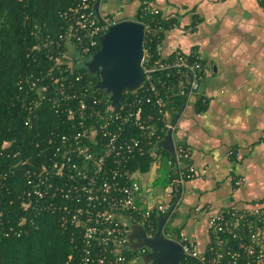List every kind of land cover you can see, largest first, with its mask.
Segmentation results:
<instances>
[{"label":"built area","instance_id":"obj_1","mask_svg":"<svg viewBox=\"0 0 264 264\" xmlns=\"http://www.w3.org/2000/svg\"><path fill=\"white\" fill-rule=\"evenodd\" d=\"M66 1L56 29L35 24L31 30L34 44L27 49V69L16 96L27 113L26 124L48 110L56 126L36 143L35 157L12 151L11 142L0 145V158L11 161L0 172V192L11 176L21 173V208L33 218L48 214L57 219L76 252L66 264H150L144 261L150 249L134 245L132 225H140L152 238L160 216H168L161 235L181 245L180 264H264V201L211 213L204 248L173 218L183 186L198 175L194 166H183L191 156L189 146L175 145L161 200L144 206L149 194L133 165L144 157L158 158L160 141L177 129L172 109L178 99L196 97L207 104L201 94L202 58L176 49L172 61L154 59L151 48L160 44L164 25L157 18L160 11L144 5L139 14L145 20L139 21L145 28L144 80L137 89L123 91L114 105L96 87L98 78L87 63L117 21L111 16L99 20L94 9L99 0ZM80 59L85 63L79 64ZM244 182L239 178L236 185ZM209 209L196 207L194 214H208ZM27 224L23 218L20 227L10 226L5 234H27Z\"/></svg>","mask_w":264,"mask_h":264},{"label":"crops","instance_id":"obj_2","mask_svg":"<svg viewBox=\"0 0 264 264\" xmlns=\"http://www.w3.org/2000/svg\"><path fill=\"white\" fill-rule=\"evenodd\" d=\"M146 4L160 11L164 25L161 60L172 61L178 49L198 54L204 65L207 104L192 97L172 109L174 143L191 148L183 166L198 171L183 186L173 214L204 248L211 213L264 201V7L260 0H101L99 10L117 22L138 21ZM164 155L159 150L149 169L137 170L149 194L144 206L162 198L156 182ZM239 178L245 179L242 186L236 185ZM196 207H210L209 213L195 215Z\"/></svg>","mask_w":264,"mask_h":264},{"label":"trees","instance_id":"obj_3","mask_svg":"<svg viewBox=\"0 0 264 264\" xmlns=\"http://www.w3.org/2000/svg\"><path fill=\"white\" fill-rule=\"evenodd\" d=\"M260 1L264 7V0ZM67 5L66 0H0V145L11 142L12 151H21L26 156L35 157L36 143L56 126L48 110L41 113L38 121L26 124L27 113L17 101V84L27 69L26 52L34 44L31 30L35 24L56 29L58 12ZM157 18L160 20V16ZM138 21L145 20L139 16ZM159 47L154 43L151 48L156 60H161ZM183 103L184 99H178L176 109L179 110ZM160 151L165 155L156 185L165 188L169 184L167 157L170 154ZM152 160L144 157L133 169L146 171ZM10 162L0 158V172L7 170ZM6 187L0 192V264H66L69 256L76 252L57 219L48 214L33 218L21 208L19 195L23 177L20 172L9 178ZM23 218L28 222L27 234H5L10 226L20 227L18 224ZM31 220H34L32 224Z\"/></svg>","mask_w":264,"mask_h":264},{"label":"water","instance_id":"obj_4","mask_svg":"<svg viewBox=\"0 0 264 264\" xmlns=\"http://www.w3.org/2000/svg\"><path fill=\"white\" fill-rule=\"evenodd\" d=\"M100 4L101 0L97 1L94 9L101 21ZM144 37L145 28L141 22L119 21L101 36L100 50L87 63L89 71L98 78L96 87L106 91L114 105L122 98L123 91L137 89L144 80ZM181 112L177 117L181 116ZM159 146L170 154L174 153L173 132L169 131ZM173 210L174 207L171 211ZM167 219L168 216L157 218L158 230L152 238L146 236L140 225H132L131 238L135 247L146 246L150 249V253L144 258L145 263L180 264L183 257L181 245L164 239L161 235Z\"/></svg>","mask_w":264,"mask_h":264},{"label":"rangeland","instance_id":"obj_5","mask_svg":"<svg viewBox=\"0 0 264 264\" xmlns=\"http://www.w3.org/2000/svg\"><path fill=\"white\" fill-rule=\"evenodd\" d=\"M85 63V60L84 59H80L79 60V64H84ZM177 214H178V212H176V214L174 215L175 216V218L174 219H176V216H177ZM173 216V217H174ZM168 228H170V229H174L172 226H171V224H168Z\"/></svg>","mask_w":264,"mask_h":264}]
</instances>
